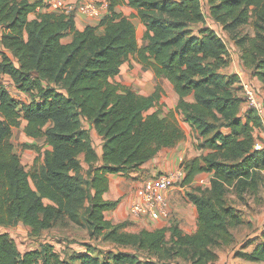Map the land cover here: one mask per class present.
<instances>
[{
    "label": "trees",
    "instance_id": "obj_1",
    "mask_svg": "<svg viewBox=\"0 0 264 264\" xmlns=\"http://www.w3.org/2000/svg\"><path fill=\"white\" fill-rule=\"evenodd\" d=\"M123 1L109 0L100 24L80 30L75 15L42 12V0H0V72L30 95L29 102L16 99L0 81V227L22 223L39 239L66 220L116 248L95 255L89 245L64 255L45 241L23 252L3 232L0 264H216L221 248L237 244L234 229L252 227L228 195L245 201L264 187V148L255 135L264 122L256 108L245 110L241 77L225 72L232 61L227 43L207 25L201 0H127L146 27L141 44L133 16L116 11ZM206 1L209 17L264 84V0ZM131 57L171 83L175 110L150 112L161 105V86L145 96L115 82ZM177 115L195 131L201 152L183 162L182 187L190 188L186 199L197 209V228L187 233L168 218L164 227L128 231L130 223L106 217L119 205L104 197L109 176H128L176 147L185 138ZM83 119L104 140L102 158ZM23 121L28 137L52 147L29 171L12 142ZM202 173L211 174L209 186H194ZM234 256L264 263V231L245 237Z\"/></svg>",
    "mask_w": 264,
    "mask_h": 264
},
{
    "label": "crops",
    "instance_id": "obj_2",
    "mask_svg": "<svg viewBox=\"0 0 264 264\" xmlns=\"http://www.w3.org/2000/svg\"><path fill=\"white\" fill-rule=\"evenodd\" d=\"M29 1L33 2L36 0H29ZM42 1H43L44 6L41 8V11L50 12V13H60L61 11L59 9V6L61 7L62 5H67L69 3H76V5H83V4L91 3L94 5H97L102 12L100 16H92L84 12H80L75 16L76 26L80 30L85 29L87 26H98L101 20L103 19V17L108 13V7H109V0H42ZM201 1L203 5V10L206 15L207 25L215 29L217 32H219L221 36L222 34H224L228 39H230L227 36L226 32L223 31L222 27L217 25V23H215V21L209 17L208 15L209 5L207 4V1L206 0H201ZM116 11L124 16H133L132 20L134 24L136 25L137 32L140 31L142 34L145 33L146 27L140 21V19L136 16L137 10L131 7L130 5H128L127 0L119 4L116 7ZM2 35H3V28L0 26V46H1ZM66 38H67L66 42H70L72 40L71 36H67L64 39ZM140 43L146 44L147 42L142 39V41L140 40ZM231 57H232L231 64L225 70V72L230 73V74L237 73L241 77L242 83L252 82L257 87L264 85L260 80H258L255 77H252V75H249V71L245 68V66L243 65L241 61L240 51H239V59H238L239 62L241 63L240 68L238 67L237 61L233 58L232 55ZM132 58L133 57H131V59L123 65L120 74H118L115 78V82L126 85V86H130L133 90H135L139 94L148 96L149 94H145L136 88L135 79H134V75L132 72H135L139 68L140 64L137 63L134 68L130 67L129 64L131 63ZM6 80H11V79L7 77ZM18 92L20 94V97L18 99L25 101V102L30 101L29 94L24 93L20 90H18ZM176 96H177V102H178V95L176 94ZM161 104H162V101H161ZM176 105L173 106L172 108H165L164 109L165 112H162V114L166 115L168 112L175 110ZM157 107L156 108L159 109V106ZM177 116H178L180 125L183 128L184 132L185 131L187 132H185V138L176 147L163 149L155 158H153L152 160L144 164L139 170L130 173L128 176H122L119 174H111L109 176V182H110L109 191L104 195V197L107 200H119V205L115 210L106 212V217L108 220L112 221L115 224L122 223V222H128V223L132 222L137 228H140V229H144V228L156 229V228L167 226L169 224V221L166 219L154 220V219H150L147 217H140V218L132 217L130 214V206L132 202L137 198L138 189L140 188V186L142 185L143 181L146 178L152 176L155 173L172 172L180 166L182 160H190L191 158H194L200 155L201 153L200 150H198L195 146V144L198 142L195 131L193 130V128L191 127L189 123L183 120L182 115H177ZM25 125H26V121H23L21 127L15 128L13 130V134H16L18 132V133H21L22 135L21 141L24 142L22 148L20 149V152L22 154L19 155V153L16 150L15 151L20 156L22 166L27 171H29L34 166L36 158L40 157V161L43 162L44 157H45V152L47 150H51L52 147L45 143V140H46L45 138L28 137L24 132ZM50 125H52V123ZM83 125L86 129L90 131L92 140H93V145L96 149V152L99 155V157L102 158L103 141H104L103 138L98 134L95 127L87 119H83ZM257 132H259V130L256 131L255 135H257ZM192 135H194L195 138H192ZM12 142L14 144L13 137H12ZM256 146L258 148H264V146H261L258 143V141L256 143ZM80 158L82 161L84 172H86L89 169V165L85 162L84 155H81ZM101 164H102V159H100L99 163H97L96 166H100ZM204 178L209 180V183L206 184L207 186H209L211 174H208V173L199 174L196 177V180L193 182V185L203 186V183L201 180ZM207 186H203V187H207ZM177 189L182 191L183 194H185L187 190H190L188 186L180 187ZM175 190L170 194V196L173 197V195L176 193ZM184 197L186 199L185 195ZM252 198L256 202L255 207L261 208L262 206H264V187L262 188L261 192L259 193L257 197L252 196ZM186 201L188 203L186 207L181 206L180 204L176 203L175 208H176V211L179 213L177 215V218L180 221L181 228L187 233H192L197 228L198 213H197L196 207L191 202H189L187 199ZM244 205L246 204H244L243 202V211L246 212L248 206L246 207ZM238 208L241 209L240 207ZM189 211L191 212V215H190V219L187 221V223H189L188 225V224H184V222L182 221L185 220L186 222L187 213ZM108 213H110L109 216H108ZM261 217H264V212L261 215ZM17 227H20V228L23 227L30 233L31 229L22 223L19 224ZM251 229H254L253 226L251 227ZM263 231H264V219H262V221L259 223V225L254 230V232L250 234H246L243 237V240L245 239V237H256L259 234H261ZM33 248H36V247H33ZM237 248L238 247H235L234 251ZM216 264H264V263H253V262H247L245 260H243V263H242L239 260V258H236L234 256V252H232L231 254H228L226 256L220 255V258L216 262Z\"/></svg>",
    "mask_w": 264,
    "mask_h": 264
},
{
    "label": "rangeland",
    "instance_id": "obj_3",
    "mask_svg": "<svg viewBox=\"0 0 264 264\" xmlns=\"http://www.w3.org/2000/svg\"><path fill=\"white\" fill-rule=\"evenodd\" d=\"M138 35H139V39L142 41L144 34H142L139 31ZM222 36L229 47L231 55L237 61V65L240 68L241 63L238 60L239 59L238 48L234 45V42L230 37H229L230 39H228L224 34H222ZM64 41L66 42L67 38L64 39ZM137 63L139 62L137 61L135 57H133L129 65L130 67L134 68ZM132 73L134 75L136 88L145 94L150 95L156 90L158 86H161L163 90V98H162V104L159 106V108L162 110V112H165L164 110L165 108H172L173 106L177 104L176 92L173 86L171 85V83L165 78H158L152 68L146 67L140 64L139 68L135 72H132ZM249 75H251L250 72H249ZM3 83L7 87L8 91L11 93V96L15 97L16 99L20 97L18 88L14 85V83L11 80L5 79ZM246 83L251 84V86L255 90L257 102L263 108V113L262 114L260 113V115L262 116L263 122H264V85L257 87L252 82H246ZM242 95L245 98L244 108L246 110L248 107H251V106L244 92V86L242 90ZM157 108L152 109L150 112L159 110ZM256 137H257L258 143L261 146H264V129L259 130V132H257ZM21 138H22L21 133L17 132L16 134H13L15 150L19 153V155L22 154L20 152V149L22 148L24 144V142L21 141ZM192 138H195V136L192 135ZM201 181L203 183V186H207L206 184L209 183V180L206 178L202 179ZM175 191L176 193L173 195V197L170 196L169 198L171 207H170V214L168 218L179 221L177 218V215L179 213L176 211L175 205L176 203H178L181 206L186 207L188 203L184 197V195L186 196V193L183 194L182 191H180L179 189ZM228 200L229 202L235 204L237 207H240L242 211H243V202L244 204H246L244 206L246 207L248 206L247 211L244 213H245L246 219L251 222L254 229L243 227V226L238 229H234V233L236 235L238 242L234 246L221 248V250L219 251V254L224 255V256L234 252V248L239 247L238 245L242 242L243 237L246 234H250L254 232V230L257 228V226L262 221V219H264V217H261V215L264 212V209H263L264 206H262L261 208L255 207L256 202L253 200L252 197H247L245 201H242L238 199L236 194L230 193L228 195ZM109 215L110 213H108V216ZM190 215H191V212L189 211L187 213L186 222L185 220L182 221L184 222V224L189 225L187 221L190 219ZM130 223H131L130 226L127 228L128 231L136 232V231L141 230L140 228H137L132 222ZM149 229H153V228H149ZM3 232H8L11 235V237L15 240V242L17 243L19 249L23 252L33 247H38L41 242H45V241L52 242L53 244H55L57 250L61 253H64V255L65 253L72 255V254H78L80 252H84L88 249L89 245L97 249L95 255H99L102 252H105L106 250H116V248L109 243L91 240L90 237L88 236V232L86 229L78 227L66 220H63L59 224V226H57L56 228L48 232H45L43 236L39 239H32L29 235V232L23 227L22 228L20 227H13V228L0 227V233H3ZM140 256L142 258L147 257V255L143 253H140ZM239 260L243 263L242 259H239ZM180 264H187V263L181 262Z\"/></svg>",
    "mask_w": 264,
    "mask_h": 264
},
{
    "label": "built area",
    "instance_id": "obj_4",
    "mask_svg": "<svg viewBox=\"0 0 264 264\" xmlns=\"http://www.w3.org/2000/svg\"><path fill=\"white\" fill-rule=\"evenodd\" d=\"M58 7V5H57ZM60 13L65 15H77L84 12L92 16H100L102 14L100 8L94 4L76 5L69 3L59 6ZM59 13V14H60ZM8 76L0 72V81H4ZM244 92L247 96L250 106L256 108L259 114L263 113V108L257 102L255 90L249 83H243ZM184 160L180 166L169 173H155L146 178L137 192V198L130 206V214L132 217H147L154 220L167 219L170 214V194L177 188L182 187L185 178V169L183 167Z\"/></svg>",
    "mask_w": 264,
    "mask_h": 264
}]
</instances>
